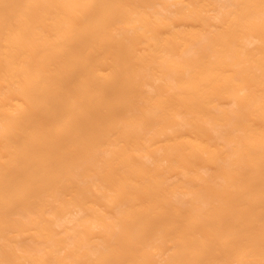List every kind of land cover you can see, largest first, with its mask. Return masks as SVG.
<instances>
[{
    "label": "bare ground",
    "instance_id": "6f19581e",
    "mask_svg": "<svg viewBox=\"0 0 264 264\" xmlns=\"http://www.w3.org/2000/svg\"><path fill=\"white\" fill-rule=\"evenodd\" d=\"M0 264H264V0H0Z\"/></svg>",
    "mask_w": 264,
    "mask_h": 264
}]
</instances>
